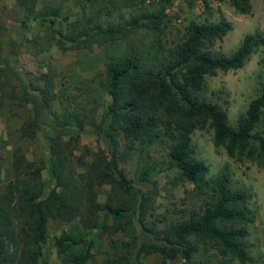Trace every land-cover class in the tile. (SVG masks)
Returning <instances> with one entry per match:
<instances>
[{
  "label": "trees",
  "instance_id": "1",
  "mask_svg": "<svg viewBox=\"0 0 264 264\" xmlns=\"http://www.w3.org/2000/svg\"><path fill=\"white\" fill-rule=\"evenodd\" d=\"M200 1L205 18L189 19L179 38L166 46L157 37L167 25L166 9L173 0H149L153 7L146 0H109L112 9H118L117 20L96 10L70 22L67 29L57 28L56 42L62 48L103 46L107 58L99 76L74 80L46 70L29 81L18 77L19 91L0 86V105L5 97L30 104L31 114L19 132L25 138L37 132L46 135L53 182L44 180L41 160L28 158L20 144L13 147L12 175L0 186V264L46 263L43 246L51 218L67 224L54 240L62 264H89L96 238L117 231L129 237L112 238L100 264H136L142 253L151 252L159 253L163 264L176 257L182 258L180 264H192L199 242L224 257L219 264L251 260L247 235L254 216L249 192L234 187L223 169L214 177L207 175L209 165L196 154L192 133L211 128L215 146L264 169V74L236 125L221 103L202 96L206 75L241 67L258 49L264 66V33L246 32L231 52L216 49L215 41L233 24L223 14L209 19L211 2ZM226 1L240 13L252 9L251 0ZM15 2L23 11L25 28L44 20L55 27L59 6L39 9L37 0ZM123 6L134 12L127 16ZM141 30L152 31L156 38L123 44ZM113 43L120 46L111 48ZM84 132L106 140L108 159L100 148L81 144ZM157 146L164 150L160 155L153 154ZM132 158L137 167L128 177L124 164ZM170 168L177 172L175 182L192 183L202 198L186 215L160 224L161 219L149 217L159 193L154 176ZM103 184L110 190L101 201Z\"/></svg>",
  "mask_w": 264,
  "mask_h": 264
},
{
  "label": "rangeland",
  "instance_id": "2",
  "mask_svg": "<svg viewBox=\"0 0 264 264\" xmlns=\"http://www.w3.org/2000/svg\"><path fill=\"white\" fill-rule=\"evenodd\" d=\"M251 1V11L240 13L226 0H210L213 13L209 15V19L218 20L223 14L233 24L232 29L222 39L215 41L214 48L231 52L246 32L260 30L264 33V0ZM146 3L153 7L149 0H146ZM48 5H57L61 9L55 27L44 20L32 22L27 29L21 22L23 11L15 0H0V86H14L15 90L19 91L18 77L29 81L46 70L55 73L56 77L66 75L74 80L99 76V71L107 58L103 46L94 44L90 50L62 48L56 42L57 28L67 29L70 22L84 15L93 14L96 10H100L104 17L115 21L118 18V9H112L109 0H37L39 9ZM106 9L107 11L112 9V13L106 14L109 13ZM121 10L127 16L134 12L128 6H123ZM166 10L167 25L157 37L166 46L172 45L179 38L189 19L202 20L206 16L200 0H173V4ZM152 38H156L152 31L141 30L123 44L150 43ZM153 45L156 47L157 41ZM119 46L120 44L113 43L110 47ZM261 54V49H258L251 53L241 67L206 75L202 96L221 103L227 110L229 122L233 125L237 124L238 117L245 111L249 100L258 93L260 80L264 74V66L258 61ZM55 107L58 108L59 105ZM30 114V104H19L14 97H5L4 103L0 105V186L12 175L10 164L12 149L17 144L23 147L28 158L43 162L42 176L49 185H53L48 175L46 135L37 132L35 137L25 138L19 132L22 121ZM44 133H49L47 128ZM80 141L91 150L100 148L108 159L107 142L103 137L93 132H84L80 134ZM192 141L196 154L204 158L209 165L207 173L209 177H214L223 169L229 173L234 187L243 188L250 195L249 207L254 216L253 222L248 225L247 235L251 260L239 263L233 259L226 264H264V169L254 160L247 158L237 160L230 156L223 146H215L211 128H196L192 133ZM163 152L164 150L157 146L153 154L160 155ZM124 165L128 177H132L137 167V159L132 158ZM176 174V170L170 168L154 176L159 193L154 203V215L148 216L161 219L160 224L181 218L190 208L201 203L202 197L193 189L192 183L175 182ZM109 190L110 185L103 184L99 188L98 199L101 201L106 199ZM107 221L111 222L112 218L107 217ZM66 226L64 221L49 219L47 239L43 246V259L46 262L44 264H62L54 240ZM136 229L139 230L138 222ZM128 237L124 231L99 235L92 249L93 256L89 264H100L106 252L110 251L109 242L112 238ZM222 260L224 257L215 248L199 242V251L192 264H219ZM182 261L181 257H176L167 259L166 264H180ZM136 264L163 262L159 253L151 252L142 253Z\"/></svg>",
  "mask_w": 264,
  "mask_h": 264
}]
</instances>
